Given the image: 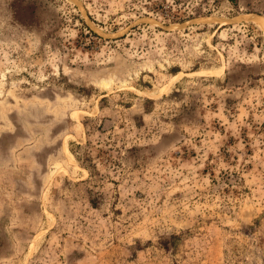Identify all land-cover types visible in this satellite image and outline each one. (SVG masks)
I'll list each match as a JSON object with an SVG mask.
<instances>
[{"label": "rangeland", "instance_id": "obj_1", "mask_svg": "<svg viewBox=\"0 0 264 264\" xmlns=\"http://www.w3.org/2000/svg\"><path fill=\"white\" fill-rule=\"evenodd\" d=\"M0 264H264V0H0Z\"/></svg>", "mask_w": 264, "mask_h": 264}, {"label": "bare ground", "instance_id": "obj_2", "mask_svg": "<svg viewBox=\"0 0 264 264\" xmlns=\"http://www.w3.org/2000/svg\"><path fill=\"white\" fill-rule=\"evenodd\" d=\"M106 83V82H105ZM107 84V83H106ZM66 149V148H65ZM66 152H67V154L69 155V156H71L72 157V155H71V153H70V151L68 150V149H66Z\"/></svg>", "mask_w": 264, "mask_h": 264}, {"label": "trees", "instance_id": "obj_3", "mask_svg": "<svg viewBox=\"0 0 264 264\" xmlns=\"http://www.w3.org/2000/svg\"><path fill=\"white\" fill-rule=\"evenodd\" d=\"M179 1V0H178ZM178 3H181V2H178ZM195 10H198V9H195ZM207 13H209V11H207ZM187 15H191L190 13H186Z\"/></svg>", "mask_w": 264, "mask_h": 264}]
</instances>
